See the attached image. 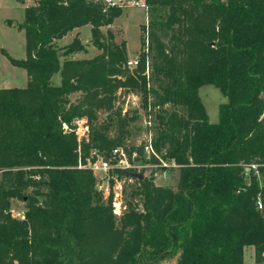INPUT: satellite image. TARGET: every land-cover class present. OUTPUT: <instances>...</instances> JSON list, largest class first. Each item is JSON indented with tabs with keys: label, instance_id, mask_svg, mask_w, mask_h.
<instances>
[{
	"label": "trees",
	"instance_id": "obj_1",
	"mask_svg": "<svg viewBox=\"0 0 264 264\" xmlns=\"http://www.w3.org/2000/svg\"><path fill=\"white\" fill-rule=\"evenodd\" d=\"M144 5L133 67L124 39L102 30L120 5L35 0L25 7L26 57L12 61L27 83L0 87V264H154L172 256L175 264H242L248 246L264 262V0ZM83 25L99 52L74 58L86 51L78 33L56 41ZM205 84L226 99L217 122L198 93ZM132 97L150 122L144 131L154 151L176 163L178 178L171 187L118 170L135 184L115 215L92 172L77 163L93 148L108 156L125 146L143 156V141H131L139 118L138 107L127 108ZM79 118L90 129L80 143ZM12 199L24 202L21 217L11 214Z\"/></svg>",
	"mask_w": 264,
	"mask_h": 264
},
{
	"label": "rangeland",
	"instance_id": "obj_2",
	"mask_svg": "<svg viewBox=\"0 0 264 264\" xmlns=\"http://www.w3.org/2000/svg\"><path fill=\"white\" fill-rule=\"evenodd\" d=\"M33 1L35 0H0V87H24L27 83L25 69L14 64L12 60H22L26 57L25 32L19 24L23 22L25 7L32 4ZM113 1L115 4H119L122 10L114 18L112 25L103 27L102 30L106 32V30L110 28L115 33L117 41L124 39L127 58L133 59L137 56L139 51L141 28L146 22L145 6L136 5L135 2H144V0ZM79 31V37L85 44L86 51L77 52L71 56H75V58H87L97 54L99 50H97L90 41V26L83 25L79 27ZM71 39L72 37L67 34L63 39L56 42L59 46H62L64 43H69ZM59 80L58 74L52 76V83L58 84ZM198 93L206 108L210 122H217L219 117L218 106L226 100L225 97L221 94L220 90L212 84L201 86ZM77 96L78 94H73L71 98L74 100ZM138 100V97L128 99L127 108H133L134 106L138 107V104H140ZM137 111L139 118L137 122L132 125L131 141L139 144L144 139L146 133L144 131V126L146 124L144 121V109L139 106ZM102 116L103 114L100 115L101 118ZM139 159L140 161H136L138 165H150L149 168L139 169V172H141L143 176L150 177L154 184L171 187L176 185L178 178V170L176 168L163 172L162 170H156L157 165L151 162L148 156L145 155ZM125 179L124 201L126 203L130 200V191L134 187L135 182L133 179L127 177H125ZM10 211L13 216L21 217L24 211V202L20 199H12ZM175 259L176 256H172L157 260L154 264H175ZM242 264H264V262L257 263L255 261L253 247L249 246L244 250Z\"/></svg>",
	"mask_w": 264,
	"mask_h": 264
},
{
	"label": "built area",
	"instance_id": "obj_3",
	"mask_svg": "<svg viewBox=\"0 0 264 264\" xmlns=\"http://www.w3.org/2000/svg\"><path fill=\"white\" fill-rule=\"evenodd\" d=\"M98 1L102 2L105 6L119 5L115 4L113 0ZM135 4L144 5V2L136 1ZM136 64L137 57L127 60V65L129 67H133ZM145 123L150 124V122L146 121ZM63 127L66 128V125H63ZM89 130V124L85 118H79L75 120L74 133L79 143L82 140L87 139ZM142 155H146L150 159L152 156L158 158L159 162L155 163L157 165L156 168H160L159 170H162L163 172L169 171L170 168L177 167L174 161H164L160 159L152 147L150 132L145 133L142 145ZM139 156L140 155H138L136 151L129 153L125 146H116L111 149L108 157L104 156L97 149L93 148L90 150L88 156L85 157L84 160L80 158L78 160V168H87L92 172L96 180V190L102 194V197L105 201L110 199L112 212L115 215H121L126 208V203L124 201L126 179L125 176L119 174L118 170H132V173H141L139 172V169L150 167V165H138L136 161H140ZM252 167L255 168V165H252ZM256 204L258 209L262 208V203L259 199L257 200Z\"/></svg>",
	"mask_w": 264,
	"mask_h": 264
},
{
	"label": "crops",
	"instance_id": "obj_4",
	"mask_svg": "<svg viewBox=\"0 0 264 264\" xmlns=\"http://www.w3.org/2000/svg\"><path fill=\"white\" fill-rule=\"evenodd\" d=\"M141 1H142V0H141ZM89 26H90V25H89ZM79 32H80V31H79V28H75V29H73L71 32H69L68 35H70V36L73 38L77 33L79 34ZM66 35H67V34H66ZM66 35H65V36H66ZM65 36H64V37H65ZM61 39H63V37H62ZM61 39H59V40H61ZM59 40H58V41H59ZM83 41H84V40H83ZM64 44H66V43H64ZM74 58H75V56H74ZM79 58H85V57H79ZM1 88H6V87H1ZM248 247H249V246H248ZM250 247H252V246H250ZM246 248H247V247H245V249H246Z\"/></svg>",
	"mask_w": 264,
	"mask_h": 264
},
{
	"label": "water",
	"instance_id": "obj_5",
	"mask_svg": "<svg viewBox=\"0 0 264 264\" xmlns=\"http://www.w3.org/2000/svg\"><path fill=\"white\" fill-rule=\"evenodd\" d=\"M131 175L134 177H137L139 179L143 177V175L141 173H131Z\"/></svg>",
	"mask_w": 264,
	"mask_h": 264
}]
</instances>
